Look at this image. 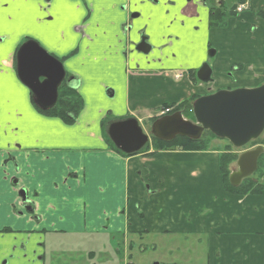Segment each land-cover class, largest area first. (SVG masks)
Instances as JSON below:
<instances>
[{
	"label": "crops",
	"instance_id": "crops-1",
	"mask_svg": "<svg viewBox=\"0 0 264 264\" xmlns=\"http://www.w3.org/2000/svg\"><path fill=\"white\" fill-rule=\"evenodd\" d=\"M124 3L102 0L99 7L93 4L89 12L98 14L95 22L89 23L91 15L81 17V24L72 25L71 32H53L39 16V29L5 25V34L0 36V93L9 98L6 120L0 124V230L9 229L15 235L0 240L35 243L39 238L35 235L42 234L43 239V235L58 232L123 235L126 240L131 233L160 234L169 228L172 205L175 212L182 210V220L186 210L191 211L193 223L196 207L189 206L195 203L192 198L196 197L197 185L214 196L226 232L235 236L239 230L245 239L249 230L263 235L264 231H259L263 228L247 217L264 212V196L242 197L224 190L219 170L221 152H155L151 148L125 157L111 147L106 137L109 125L115 121L137 116L139 122L152 120L166 104L180 103L193 95L260 86L264 83V48L254 47L251 55L246 48L236 47L239 58L227 60L226 65L222 60L212 69L213 73L233 70L232 75L192 87L189 77L175 66L172 49L159 51L158 47L170 35L180 36L181 51L185 52L192 25L203 21L181 16L175 26L167 29L171 19L142 18L129 34L123 27L129 25V12L120 10ZM53 10L49 8V12ZM38 11L42 13L43 7ZM17 13L23 14L12 3L0 2V18L15 19ZM183 20L191 27L186 36L178 28ZM148 23L151 26L147 34L154 49L148 54L132 51L127 40L137 42L139 30ZM81 28L83 32L78 31ZM24 40L37 42L76 78L72 86L82 97L84 108L73 124L43 115L34 107L32 94L16 71L15 54ZM179 51L173 50L175 54ZM173 72L182 76L177 86L170 79ZM178 89L182 94L179 98ZM141 112L144 117L137 115ZM21 190L33 204V211L25 208L19 196ZM215 227L213 232L219 229ZM178 228L190 230L183 221ZM242 238L238 236L233 244L237 258L240 255L237 262L259 264L257 256H264V240H239ZM223 255L222 250L216 255L213 248L210 259L221 261ZM224 260L229 261L226 257Z\"/></svg>",
	"mask_w": 264,
	"mask_h": 264
},
{
	"label": "rangeland",
	"instance_id": "rangeland-1",
	"mask_svg": "<svg viewBox=\"0 0 264 264\" xmlns=\"http://www.w3.org/2000/svg\"><path fill=\"white\" fill-rule=\"evenodd\" d=\"M252 8L259 10L264 9V0H253ZM253 12L254 13H252L251 10L245 11L237 18L227 20L224 27L212 32L209 31L208 17L204 15L203 22L192 27V34H190L191 36L189 35V39L186 41V51L184 52L180 49V51L175 54L173 50L179 47H173L171 51L175 57L173 59L174 63H176L175 66H179V71H182L187 78L189 77L192 87L196 86V83H198V81L195 82L192 72L196 71L197 75L198 70L206 61H209L212 69H215V65L222 60H224L226 65L227 60L230 59L232 62L237 57H240L236 55V47H243V50L246 48L251 55L252 52L250 50L254 47L264 48V20L258 18L255 14V10ZM205 35L206 37L204 38ZM25 41L26 40L23 42ZM205 41H207L206 44ZM210 45L211 47L209 48ZM210 50H215L216 55L212 57L210 55ZM220 73H213V82L217 80L220 81L222 77L232 75L233 70L222 71ZM169 75L170 79L173 80L177 86L180 80L175 78V72ZM178 91L179 92L176 94L177 98L182 96L181 91L179 89ZM105 94L109 99L112 98L107 92H105ZM7 97L9 98V96L4 95L5 99ZM7 112V108H4L2 112H0V124H3L6 120ZM137 115L144 117L143 112ZM137 117L135 118L138 119ZM154 119L140 122L144 132L150 137V142H152L153 139L151 130ZM186 119L193 120L192 118ZM261 137L264 138V133ZM229 144V141L217 138L212 141L211 148L212 150L216 149L215 151L220 152ZM244 148H248V146ZM254 148H256V146L251 149ZM243 149H240L238 154H241ZM231 167L232 171L237 170L236 163L232 164ZM251 177H255L254 179L258 178V176L253 175ZM192 200H195V203L189 207L191 209L196 207L193 223L190 222L191 211L186 210L182 220V210L175 212L174 205H172L169 207L170 213H172L169 215V228L160 234H154L152 232H144L143 234L131 233L126 240L123 235H73L58 232L47 234L46 236L43 235V239L40 237L42 234L35 235L39 237L35 239L48 240V242L53 241L58 252L60 251L62 242L65 247L63 250L69 253L71 258H75L77 262L79 260L85 261L88 264H239L237 261L240 259V255L237 258V253L234 252L236 248L233 249V244L235 240H238V236L243 237L239 240H264V233L263 235H259L251 230L247 232L248 237L246 239L239 230L236 232L235 236L234 234L231 235L226 232V224H224L225 221L223 220L222 214L219 213V207L215 202L214 196L212 193L205 191L201 185H197L196 197L193 195ZM189 204L190 202L186 207ZM189 207L187 209H189ZM253 210L255 211L256 209L253 208ZM262 212L259 216L254 213L247 217L248 221L255 224L257 223L259 227L263 228H259V231H264V212ZM181 220L190 230H180L178 228L182 223ZM228 221L230 222L231 219L229 218ZM214 224L219 228L215 232H213L215 227ZM244 234L246 235V233ZM78 243L79 245L76 246ZM71 244L73 247H69ZM213 248L215 249L216 255H218L221 250L224 252L221 261L219 258L217 261L213 258L210 259ZM225 248L228 249L227 253L225 252ZM91 252L97 254L93 261L88 258V254ZM262 255L263 254L257 256L260 258L259 264L261 260H263L264 263V256ZM62 257L64 261L68 262L69 259H67V257H64V255ZM224 257L229 259L228 263L224 260Z\"/></svg>",
	"mask_w": 264,
	"mask_h": 264
},
{
	"label": "water",
	"instance_id": "water-1",
	"mask_svg": "<svg viewBox=\"0 0 264 264\" xmlns=\"http://www.w3.org/2000/svg\"><path fill=\"white\" fill-rule=\"evenodd\" d=\"M215 50H210L214 56ZM17 74L22 84L32 94L34 104L43 111L55 107L59 88L65 78L63 64L46 52L37 42H25L16 55ZM213 70L204 63L197 72L203 84L211 83ZM194 120H187L181 112L157 119L152 124L151 134L158 140L169 142L176 137L192 140L211 132L225 139L236 149H242L256 141L264 133V84L255 88L219 90L202 96L193 103ZM107 134L114 146L125 155H134L143 150L150 141L136 118L111 123ZM264 147L243 152L236 162L237 170L229 177L232 186H239L258 169V161ZM19 196L28 202L26 192Z\"/></svg>",
	"mask_w": 264,
	"mask_h": 264
},
{
	"label": "flooded vegetation",
	"instance_id": "flooded-vegetation-1",
	"mask_svg": "<svg viewBox=\"0 0 264 264\" xmlns=\"http://www.w3.org/2000/svg\"><path fill=\"white\" fill-rule=\"evenodd\" d=\"M125 2L126 3L120 6V10L122 12H129L128 15L129 25L127 26L124 24L123 26L125 32L129 34L132 33L134 28L133 24H135V22L139 21L142 18H146L148 21H151L153 19H157L158 16L165 17L166 19L167 18L171 19L169 23L166 25V28L170 29L174 25V22H176L177 19L181 16L185 19L195 20V22L196 21L200 22L203 21V16L205 15L206 17H208V21H209L208 26L210 31H215L220 29L219 27L217 28L211 27V23L213 21L220 20L226 22L229 19L237 18L239 15L249 10H251L252 13H254L253 11L255 10V14L258 16V18L264 20V18L261 16V14L264 13V9L262 10L256 8L253 9L252 8L253 0H125ZM150 26L151 25L148 23L142 29L139 30V35H138L139 38L137 42L130 40V38L127 40L128 43L127 46L129 49L130 47H132L131 49L132 51L141 52L143 54H148L150 51L154 49V46L151 44L150 36L147 34V28H149ZM193 26L194 25H192V27ZM178 28L179 31L185 34L186 36L188 34L187 29L191 27H189L188 23L185 20H183L178 25ZM181 44L182 43L180 36L174 37L170 35L169 38L166 39V42L163 45L159 46L158 49L159 51H165L167 49H173V47L175 46H178L181 49L182 48ZM210 47L211 45L209 46V48ZM59 61L62 63L61 60ZM15 63H16V57H15ZM205 63H208L211 66L209 61H206ZM16 71H17V63H16ZM192 76L195 78V82L196 80L198 81L196 71L192 72ZM175 78L178 80L181 79L182 76L176 75ZM75 81L76 78L73 77L72 75H69L66 72L65 78L59 88V96L62 87L64 86L73 87L72 84ZM196 84H201V82L198 81V83ZM202 85L206 86V84H202ZM75 89L77 90V88ZM199 97L202 96H198V98ZM195 101L196 100H194V102ZM177 105H179V103H175L174 106L168 109L169 113L167 114V116L176 113L174 111ZM192 113H193V108H192ZM159 114H162L161 110L159 111ZM192 121L195 120L193 119ZM24 206L29 211L34 210V206L30 202L25 203ZM11 232L12 231L11 230L9 231V229H2L0 230V237L3 238L4 236L13 234V232L12 233ZM61 245L62 246L60 248V251L58 252V249L55 243H53V241L48 242V240H36L35 243H32V241L30 240H12L11 242H6V240H0V264H88L85 261L79 260L77 262L75 258H71L69 253L63 250L65 247L64 244H62V242ZM78 245L79 243L76 244V246ZM69 247H73V245L71 244L69 245ZM63 255L64 257H67V259H69L68 262L63 260L62 257ZM96 255L97 254L95 252H91L88 254V258L91 259V261H93L96 258Z\"/></svg>",
	"mask_w": 264,
	"mask_h": 264
},
{
	"label": "trees",
	"instance_id": "trees-1",
	"mask_svg": "<svg viewBox=\"0 0 264 264\" xmlns=\"http://www.w3.org/2000/svg\"><path fill=\"white\" fill-rule=\"evenodd\" d=\"M264 18V13L261 14ZM225 22L220 20H215L211 23L212 28H222L224 27ZM30 41V40H27ZM197 81V80H196ZM198 96H193L188 100L182 101L175 107V111H180L183 113L184 117L194 119L192 113V103L196 100ZM33 101V100H32ZM34 104V102H33ZM175 104H166L164 107H172ZM34 107L38 112L48 117L58 118L64 123L71 125L73 124L77 116L84 108V103L82 97L77 92L74 87L64 86L60 90V96L55 107L48 111L40 110L35 104ZM156 119L153 120V122ZM107 141L110 143L111 147L120 155L128 157L121 151H119L109 137H106ZM217 137L211 132H204L200 139L192 140L185 137H176L174 140L169 142H164L153 137L152 142L147 144L146 147L141 150L139 153H144L149 151L151 148L156 151H190V152H206V151H215L216 149L211 148V143ZM261 145L264 147V138H259L256 141L250 143L248 148ZM219 156V170L222 176L223 188L228 193L237 195V196H264V152L259 158L258 169L253 176H258L257 179L253 177L246 178L242 183L234 187L229 181L230 174L232 172L231 166L236 163L239 157V150L235 149L231 144L227 145L220 151ZM138 153V154H139Z\"/></svg>",
	"mask_w": 264,
	"mask_h": 264
},
{
	"label": "snow or ice",
	"instance_id": "snow-or-ice-1",
	"mask_svg": "<svg viewBox=\"0 0 264 264\" xmlns=\"http://www.w3.org/2000/svg\"><path fill=\"white\" fill-rule=\"evenodd\" d=\"M3 4L12 3L15 9H21L22 15L20 13L16 14L15 19L5 20L0 18V36L5 34V25L11 24L18 27H28L31 26L34 29H39L40 24L36 23V17L39 16L40 19L44 20V26L46 28L52 29L55 32L56 29L64 31L67 29L71 32L72 25H80L81 17L92 16V20L89 23H94L98 14H92L89 9L92 8L93 4L97 7L100 6L102 0H0ZM86 4V7H85ZM40 7H43L44 11L41 13L38 11ZM49 8L54 9L49 12ZM55 9H60L63 11H56ZM55 20V23L52 21ZM79 32H83L84 29H78ZM89 35L92 34V30H88ZM76 38L79 39L78 34ZM59 38V37H57ZM87 44V40H85ZM26 91V90H25ZM7 101L3 94L0 93V112L6 107Z\"/></svg>",
	"mask_w": 264,
	"mask_h": 264
},
{
	"label": "built area",
	"instance_id": "built-area-1",
	"mask_svg": "<svg viewBox=\"0 0 264 264\" xmlns=\"http://www.w3.org/2000/svg\"><path fill=\"white\" fill-rule=\"evenodd\" d=\"M169 112V110L167 109L165 112H162V114H164V113H168Z\"/></svg>",
	"mask_w": 264,
	"mask_h": 264
}]
</instances>
